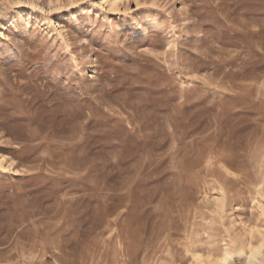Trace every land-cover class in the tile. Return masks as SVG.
I'll return each instance as SVG.
<instances>
[{
	"label": "rangeland",
	"instance_id": "374dc122",
	"mask_svg": "<svg viewBox=\"0 0 264 264\" xmlns=\"http://www.w3.org/2000/svg\"><path fill=\"white\" fill-rule=\"evenodd\" d=\"M0 161V264H240L264 0H0Z\"/></svg>",
	"mask_w": 264,
	"mask_h": 264
},
{
	"label": "bare ground",
	"instance_id": "6f19581e",
	"mask_svg": "<svg viewBox=\"0 0 264 264\" xmlns=\"http://www.w3.org/2000/svg\"><path fill=\"white\" fill-rule=\"evenodd\" d=\"M115 2V1H113ZM5 160L4 156H1V161ZM0 161V162H1ZM264 249V239L262 243L256 247H254L250 253H246V259L241 260L240 264H262L264 263V259L261 258ZM233 254L230 252H226L224 256L220 257L214 264H234L233 261Z\"/></svg>",
	"mask_w": 264,
	"mask_h": 264
}]
</instances>
